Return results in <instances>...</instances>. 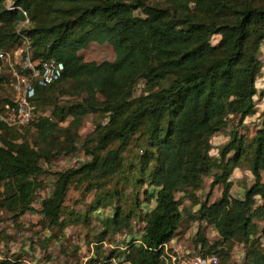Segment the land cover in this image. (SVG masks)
<instances>
[{"label":"trees","instance_id":"obj_1","mask_svg":"<svg viewBox=\"0 0 264 264\" xmlns=\"http://www.w3.org/2000/svg\"><path fill=\"white\" fill-rule=\"evenodd\" d=\"M155 1L14 0L25 15L6 8L0 0V47H13L24 33L31 39L34 57L54 56L64 63L59 79L36 87L34 102L60 80L70 78L87 93L80 101L65 105L72 115L64 129L65 145L53 141L52 135L60 127L49 116L36 114L34 102V124L48 146L35 147L25 138L13 141L16 136L10 132L33 120L20 127L0 121L2 205L13 216L33 210L35 193L44 186L39 178L43 171L40 160L81 147L89 159L58 172L49 194L40 201L42 218L50 226L62 227L60 210L75 176L103 180L124 174L127 165L137 206L140 195L136 186L158 187L155 205L145 215L144 231L129 252V264H165L164 244L174 237L183 216L176 192L199 188L202 176L216 167L196 213L212 223L229 246L233 239L249 243L247 254L243 251L242 255L246 259L239 264H264V248L253 233V218L264 219V108L249 156L254 181L241 197L230 194L228 178L240 161L242 138L234 132L218 149L217 158L209 152L211 136L226 127L230 115L236 114L242 123L256 112L264 0H160L163 5ZM26 16L30 25L18 32L16 25ZM213 34L219 35L215 43L211 42ZM91 41L109 42L115 58L82 60L77 51ZM3 76L0 73V81ZM139 83L142 86L136 94ZM89 110L98 111L100 120L96 133L80 146L72 127ZM132 142L138 152L126 162L124 151ZM230 151L235 154L227 157ZM217 183L222 184L221 195L209 201ZM142 193L146 200L151 199L150 192ZM113 195L104 191L96 201L107 203L104 199ZM127 216L121 208L116 210L110 218L112 227L128 225ZM200 245L203 253L220 250L204 237ZM0 264L11 263L3 258ZM87 264H105V259L90 257Z\"/></svg>","mask_w":264,"mask_h":264},{"label":"rangeland","instance_id":"obj_2","mask_svg":"<svg viewBox=\"0 0 264 264\" xmlns=\"http://www.w3.org/2000/svg\"><path fill=\"white\" fill-rule=\"evenodd\" d=\"M147 1L156 2L155 0ZM157 3L164 4L160 0ZM29 25L30 23L20 20L16 25V30L22 31ZM218 38V34H213L211 42H217ZM77 53L84 61L96 62L113 60L116 55L109 42L98 43L96 41L89 42ZM258 57L262 67L255 78L256 112L246 116L242 123H239L236 114L230 115L226 127L211 136L212 147L209 152L216 158L218 149L234 132H237L242 138L243 151L240 153V161L231 170L228 178L231 181L230 194L235 197H241L244 188L254 181V175L249 167V156L255 132L260 127L261 111L264 108V39L261 42ZM141 86V83L137 84L136 94L140 91ZM79 87V82L72 78L60 80L54 88L47 89L34 102L36 114L47 115L58 123L60 129L56 128L52 135L55 143L65 145L68 139L64 129L72 120V115L67 112L65 105L80 101L82 97L87 96V93L79 90ZM10 95L9 79L7 76H3L0 81V107L9 99ZM99 120L98 111L89 110L82 115L80 124L76 128L72 127L78 145L81 146V142L86 137L96 133V124ZM35 121L36 118L25 127L11 131L12 136H16L12 138L13 141L18 142L25 138L35 147L48 146V141L40 137L34 124ZM61 128L63 129L61 130ZM52 137L49 138L50 141ZM137 152L138 147L132 142L124 151L125 161L129 162L130 159L136 158ZM234 154V151H230L227 157H232ZM89 157L79 147L71 153L61 152L46 160L42 158L40 164L43 171L39 178L44 181V186L35 193L31 204L33 210L13 216V213L2 205L0 193V260L8 258L11 264H15V262L19 264H87L90 257L100 256V259H105V264H129V252L133 245L138 244L144 231L145 215L155 205L158 187L146 183L141 187L136 186L134 190L140 195V204L137 206L132 197L130 171L127 165H125L127 169L124 174L117 173L103 180L75 176L67 186L60 210L62 227L50 226L40 213V201L49 194L58 172L78 166ZM216 169L214 167L211 172L214 173ZM212 173L202 176L199 188L176 192L183 216L176 234L167 244L178 247L179 250H189L192 253L201 251L200 239L204 237L210 244H215V249H220L211 251L218 254L221 264H239L246 259V257L242 258V253L246 251L247 254L249 243L233 239L229 246L227 242L223 241L214 225L200 218L196 213L200 201L204 199L205 193L209 189ZM143 190L152 194L151 199L144 198ZM221 190L222 184H215L212 187L209 201L218 199ZM104 191L114 192V195L110 200L104 199L108 201L107 203L99 205L96 199L98 195H103ZM255 201L259 202L260 199L256 198ZM94 206L96 207L94 208ZM120 208L128 215V225L117 229L112 227L110 218ZM263 221L264 219L253 218V233L260 248H264Z\"/></svg>","mask_w":264,"mask_h":264},{"label":"built area","instance_id":"obj_3","mask_svg":"<svg viewBox=\"0 0 264 264\" xmlns=\"http://www.w3.org/2000/svg\"><path fill=\"white\" fill-rule=\"evenodd\" d=\"M4 5L26 15L25 10L15 4L14 0H4ZM23 22H28L27 16ZM32 51L31 39L24 33H20V40L13 47H0V73L8 77L11 85V95L0 107V121L9 127H20L33 120L36 87L48 86L59 79L64 70L62 60L54 56L34 57ZM179 249L165 243L162 253L164 263L219 264L216 253H191L189 250Z\"/></svg>","mask_w":264,"mask_h":264},{"label":"crops","instance_id":"obj_4","mask_svg":"<svg viewBox=\"0 0 264 264\" xmlns=\"http://www.w3.org/2000/svg\"><path fill=\"white\" fill-rule=\"evenodd\" d=\"M171 242V241H170Z\"/></svg>","mask_w":264,"mask_h":264}]
</instances>
